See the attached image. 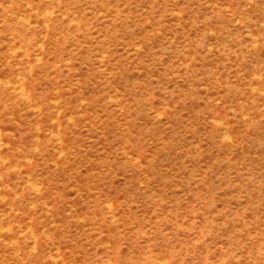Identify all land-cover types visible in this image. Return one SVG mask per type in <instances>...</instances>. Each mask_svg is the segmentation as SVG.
I'll return each instance as SVG.
<instances>
[{
	"label": "rangeland",
	"instance_id": "obj_1",
	"mask_svg": "<svg viewBox=\"0 0 264 264\" xmlns=\"http://www.w3.org/2000/svg\"><path fill=\"white\" fill-rule=\"evenodd\" d=\"M0 264H264V0H0Z\"/></svg>",
	"mask_w": 264,
	"mask_h": 264
}]
</instances>
